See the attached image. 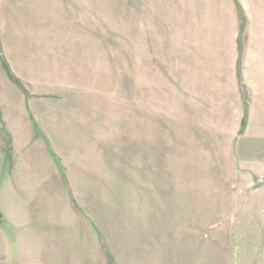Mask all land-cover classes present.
I'll list each match as a JSON object with an SVG mask.
<instances>
[{
  "label": "rangeland",
  "instance_id": "374dc122",
  "mask_svg": "<svg viewBox=\"0 0 264 264\" xmlns=\"http://www.w3.org/2000/svg\"><path fill=\"white\" fill-rule=\"evenodd\" d=\"M180 23L156 25L137 52L131 21H108L109 50L93 53L91 82L68 100L75 130L61 132L53 149L68 185L91 189L69 223H53L61 236L50 238L67 252L41 258L36 243L19 249L6 220L0 264H211L216 253L264 264V112L254 113L256 137L244 140L250 133L233 129L235 100L204 115L181 99L180 76L190 75L181 60L195 56L206 22L188 21V34ZM162 71L168 91L157 94Z\"/></svg>",
  "mask_w": 264,
  "mask_h": 264
},
{
  "label": "crops",
  "instance_id": "0c3cea01",
  "mask_svg": "<svg viewBox=\"0 0 264 264\" xmlns=\"http://www.w3.org/2000/svg\"><path fill=\"white\" fill-rule=\"evenodd\" d=\"M113 19L131 21L137 52L140 37L153 36L156 25L179 20L188 34V21H205L202 45L197 40L195 56L181 60L180 69L190 74L185 81L180 76L181 99L194 101V112L204 115L235 100L233 129L237 137L250 133L244 140L256 137L254 113L264 112V0H0V52L24 87L9 78L0 59V137L10 152L5 161L0 149V208L19 249L36 243L41 258L67 252L50 238L61 233L51 231L53 223L61 217L69 223L73 207H84L81 194L85 204L91 193L88 186H69L53 149L61 132L75 130L67 121L76 118L68 100L75 98V85L91 82L93 53L109 50ZM163 73L162 86L155 80L157 94L168 91ZM135 74L140 77L137 63ZM233 261L232 254L216 253L211 264Z\"/></svg>",
  "mask_w": 264,
  "mask_h": 264
},
{
  "label": "trees",
  "instance_id": "16d2710c",
  "mask_svg": "<svg viewBox=\"0 0 264 264\" xmlns=\"http://www.w3.org/2000/svg\"><path fill=\"white\" fill-rule=\"evenodd\" d=\"M0 59H1L2 63H3V66H4L5 70H6L9 78L14 83H16L19 87H21L24 90V87L21 84V82L17 78H15V76L11 72L9 66L7 65L6 61L2 57L1 52H0ZM0 149H1V151L3 152V154L5 156V161H7L8 157L10 155V152H9V149L6 147V144L4 143V141L1 139V137H0ZM5 226H6V219H5L4 214H3V212H2V210L0 208V227L5 228Z\"/></svg>",
  "mask_w": 264,
  "mask_h": 264
}]
</instances>
